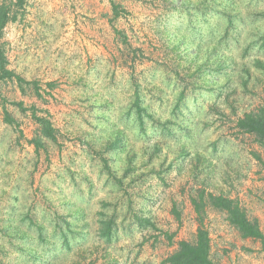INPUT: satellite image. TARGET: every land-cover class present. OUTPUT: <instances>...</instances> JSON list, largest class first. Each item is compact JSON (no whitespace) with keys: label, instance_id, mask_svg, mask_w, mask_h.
I'll use <instances>...</instances> for the list:
<instances>
[{"label":"rangeland","instance_id":"obj_1","mask_svg":"<svg viewBox=\"0 0 264 264\" xmlns=\"http://www.w3.org/2000/svg\"><path fill=\"white\" fill-rule=\"evenodd\" d=\"M115 1L26 0L5 29L22 79L1 84L0 264H168L201 190L264 231V149L237 126L264 103V0ZM204 225L220 264H264L224 212Z\"/></svg>","mask_w":264,"mask_h":264},{"label":"trees","instance_id":"obj_2","mask_svg":"<svg viewBox=\"0 0 264 264\" xmlns=\"http://www.w3.org/2000/svg\"><path fill=\"white\" fill-rule=\"evenodd\" d=\"M215 1V0H209ZM26 0H3L0 2V104L4 97L1 90L2 82L17 78L19 80L22 77L16 74L9 67V57L7 54L6 42L4 40L5 29L9 22L18 18V11L24 8ZM238 2V1H237ZM114 17H118L121 14V9L115 0H111ZM229 12L235 10L236 1L228 0ZM211 7H215V4L210 3ZM17 9V10H15ZM228 10L223 13L228 20L229 38L237 39V14L229 13ZM213 33L217 27L211 28ZM233 29V30H232ZM232 30V32L230 31ZM117 32L119 30L116 29ZM229 43V41H228ZM212 52H218L217 47L212 48ZM216 52V53H217ZM220 54V53H219ZM222 65V64H221ZM233 64H227V69L233 68ZM141 97L136 94L134 106L141 113L143 107L141 106ZM34 117L41 125V132L44 137H48L52 140L57 139V132L53 126L51 120L45 116L37 115L34 112ZM237 126L244 132L251 133L255 136L257 142L264 149V103L255 110L246 112L237 119ZM36 142H40L36 139ZM192 203L195 207V211L198 216L199 227L197 230L196 239L194 241L182 239L178 242V248L169 255L165 262L168 264H220L212 257L211 236L209 230L204 225V211L206 205H211L215 209L224 212L226 219L233 225L243 238H252L258 240L261 243V249L264 251V231L261 228L258 218L249 217L246 209L241 205L240 201L236 198L224 194H214L212 192H205L201 190L200 197L197 199L192 198ZM103 226L101 234L103 236H112L113 234V221L103 220Z\"/></svg>","mask_w":264,"mask_h":264}]
</instances>
